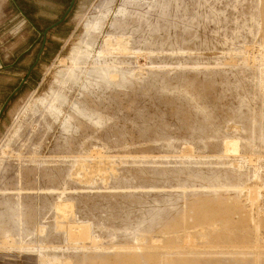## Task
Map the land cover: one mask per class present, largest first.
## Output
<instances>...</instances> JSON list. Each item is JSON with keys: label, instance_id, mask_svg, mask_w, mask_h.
<instances>
[{"label": "rangeland", "instance_id": "rangeland-1", "mask_svg": "<svg viewBox=\"0 0 264 264\" xmlns=\"http://www.w3.org/2000/svg\"><path fill=\"white\" fill-rule=\"evenodd\" d=\"M69 1L0 0V108ZM0 264H264V0H74L0 116Z\"/></svg>", "mask_w": 264, "mask_h": 264}, {"label": "water", "instance_id": "water-1", "mask_svg": "<svg viewBox=\"0 0 264 264\" xmlns=\"http://www.w3.org/2000/svg\"><path fill=\"white\" fill-rule=\"evenodd\" d=\"M74 4V0H70L69 1V4L67 6V8L65 9V11L63 12V14L61 15V17L54 21L53 23H51L49 26H47L46 28H44L40 33L42 35V43H41V46L37 52V55H36V58L34 60V63L27 69V75L21 79V81L19 82V84L12 90V92L8 95L7 99L4 101L2 107L0 108V116L2 115V112L4 110V107L6 106V104L8 103V101L14 96V94L20 90V88L22 87L23 83L25 82L27 76L30 74L33 66L37 63L38 59L40 58V55L42 53V50L44 48V44H45V40H46V34L47 32L58 26L60 23H62L64 21V19L67 17V15L69 14L72 6Z\"/></svg>", "mask_w": 264, "mask_h": 264}, {"label": "bare ground", "instance_id": "bare-ground-1", "mask_svg": "<svg viewBox=\"0 0 264 264\" xmlns=\"http://www.w3.org/2000/svg\"><path fill=\"white\" fill-rule=\"evenodd\" d=\"M85 235V234H84ZM87 238V237H86Z\"/></svg>", "mask_w": 264, "mask_h": 264}]
</instances>
